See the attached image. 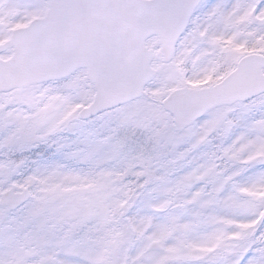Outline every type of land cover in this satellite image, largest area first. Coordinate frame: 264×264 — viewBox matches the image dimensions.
<instances>
[{"label":"snow or ice","instance_id":"snow-or-ice-1","mask_svg":"<svg viewBox=\"0 0 264 264\" xmlns=\"http://www.w3.org/2000/svg\"><path fill=\"white\" fill-rule=\"evenodd\" d=\"M0 264H264V0H0Z\"/></svg>","mask_w":264,"mask_h":264}]
</instances>
